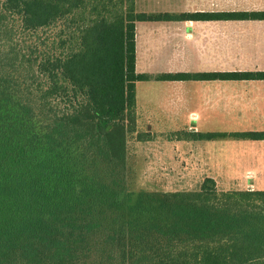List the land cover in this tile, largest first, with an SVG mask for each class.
<instances>
[{
  "label": "trees",
  "instance_id": "trees-1",
  "mask_svg": "<svg viewBox=\"0 0 264 264\" xmlns=\"http://www.w3.org/2000/svg\"><path fill=\"white\" fill-rule=\"evenodd\" d=\"M171 20L264 21V12L171 16L138 13L135 0H0V264H264V191H222L210 178L194 191L126 189L137 83L264 81V72L137 74L136 23Z\"/></svg>",
  "mask_w": 264,
  "mask_h": 264
},
{
  "label": "crops",
  "instance_id": "crops-1",
  "mask_svg": "<svg viewBox=\"0 0 264 264\" xmlns=\"http://www.w3.org/2000/svg\"><path fill=\"white\" fill-rule=\"evenodd\" d=\"M135 10L171 16L262 13L264 0H135ZM135 52L136 73L150 77L260 73L264 21L136 23ZM135 98L137 121L144 118L156 133L184 135V140L165 139L163 144L171 153L183 151L179 171L207 173L203 179H212L222 191H264V141L191 138L264 133V81L150 80L136 84ZM194 150L201 157L189 162ZM233 171L243 173L231 178L225 174Z\"/></svg>",
  "mask_w": 264,
  "mask_h": 264
},
{
  "label": "rangeland",
  "instance_id": "rangeland-1",
  "mask_svg": "<svg viewBox=\"0 0 264 264\" xmlns=\"http://www.w3.org/2000/svg\"><path fill=\"white\" fill-rule=\"evenodd\" d=\"M144 120L141 118V121H137L136 133L131 134L128 138L126 189L133 194L197 190L207 173L195 170L179 171L178 163L182 160L181 155L184 156L183 151L180 149L175 153L172 152V154V148L165 150L163 144L166 133L154 132ZM140 137L144 139L153 138V140L147 144L146 141H137ZM210 154L211 152H209V156ZM200 157L201 153L194 150L191 155H188V161L196 162ZM242 173L233 171L225 174L231 178Z\"/></svg>",
  "mask_w": 264,
  "mask_h": 264
}]
</instances>
